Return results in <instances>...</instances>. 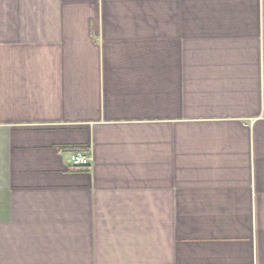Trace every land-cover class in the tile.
<instances>
[{
    "label": "crops",
    "instance_id": "crops-1",
    "mask_svg": "<svg viewBox=\"0 0 264 264\" xmlns=\"http://www.w3.org/2000/svg\"><path fill=\"white\" fill-rule=\"evenodd\" d=\"M0 264H264V0H0Z\"/></svg>",
    "mask_w": 264,
    "mask_h": 264
},
{
    "label": "built area",
    "instance_id": "built-area-1",
    "mask_svg": "<svg viewBox=\"0 0 264 264\" xmlns=\"http://www.w3.org/2000/svg\"><path fill=\"white\" fill-rule=\"evenodd\" d=\"M91 157L83 151H72L70 154L69 164L72 167H88L91 165Z\"/></svg>",
    "mask_w": 264,
    "mask_h": 264
},
{
    "label": "trees",
    "instance_id": "trees-1",
    "mask_svg": "<svg viewBox=\"0 0 264 264\" xmlns=\"http://www.w3.org/2000/svg\"><path fill=\"white\" fill-rule=\"evenodd\" d=\"M80 150V149H79ZM81 151H82V149H81ZM84 152V151H83Z\"/></svg>",
    "mask_w": 264,
    "mask_h": 264
}]
</instances>
